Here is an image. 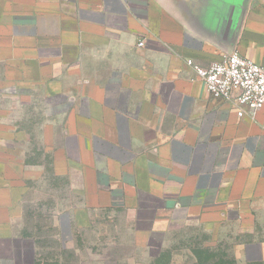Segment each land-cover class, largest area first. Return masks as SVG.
<instances>
[{"label":"crops","instance_id":"1","mask_svg":"<svg viewBox=\"0 0 264 264\" xmlns=\"http://www.w3.org/2000/svg\"><path fill=\"white\" fill-rule=\"evenodd\" d=\"M234 51L264 67L263 0H0V95L38 104L45 173L76 196L61 199L58 240L149 199L156 215L134 233L146 250L199 226L221 244L206 249L264 264V109L238 117L187 65ZM22 131L0 118V264L38 252Z\"/></svg>","mask_w":264,"mask_h":264},{"label":"rangeland","instance_id":"2","mask_svg":"<svg viewBox=\"0 0 264 264\" xmlns=\"http://www.w3.org/2000/svg\"><path fill=\"white\" fill-rule=\"evenodd\" d=\"M19 107L13 99L0 95V118H15L24 132L25 143L19 145L25 148L21 158L32 169L25 180L30 186L24 197L25 224L36 235L37 247L44 248L38 253H42L49 264H167L168 258L159 254L160 240L146 250L145 239L142 236L134 238L137 230L150 227L147 219L156 215V203L149 199L135 216L124 207H117L115 212L102 211L89 229H75L74 236L66 242L58 240L55 216L61 203H65L64 198L71 202L76 196L67 192L64 184L48 172L45 173V165H49L51 159L45 154L42 141L44 117L35 110L38 104L27 101L23 108L18 110ZM205 237H208L206 232L199 226L181 227L168 235L167 251L173 253L175 263L192 264L195 260L192 249L221 246L219 240ZM29 256L25 248L16 257V263L24 264Z\"/></svg>","mask_w":264,"mask_h":264},{"label":"built area","instance_id":"3","mask_svg":"<svg viewBox=\"0 0 264 264\" xmlns=\"http://www.w3.org/2000/svg\"><path fill=\"white\" fill-rule=\"evenodd\" d=\"M139 46L143 47L144 42ZM187 65L194 70L206 92L214 99L231 103L238 117L253 116L264 109V67L239 52L234 51L207 68L192 60Z\"/></svg>","mask_w":264,"mask_h":264},{"label":"trees","instance_id":"4","mask_svg":"<svg viewBox=\"0 0 264 264\" xmlns=\"http://www.w3.org/2000/svg\"><path fill=\"white\" fill-rule=\"evenodd\" d=\"M74 232H76L74 230ZM199 246V245H198ZM38 250L41 252V250H44L43 247H38ZM192 255L194 256L195 260L192 264H232V260L226 259V257L219 252L212 251L210 248H201V249H192ZM166 254H161L163 257L168 258L167 264L171 263L172 260V252L166 251ZM24 264H49L47 260H45L44 255L41 253H36V258L32 261L29 260V257L27 258V261H25Z\"/></svg>","mask_w":264,"mask_h":264}]
</instances>
